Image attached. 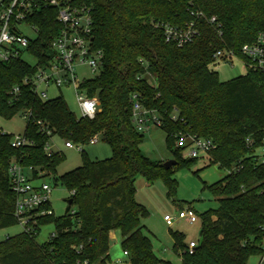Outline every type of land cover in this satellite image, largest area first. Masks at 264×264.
<instances>
[{
  "label": "trees",
  "instance_id": "obj_1",
  "mask_svg": "<svg viewBox=\"0 0 264 264\" xmlns=\"http://www.w3.org/2000/svg\"><path fill=\"white\" fill-rule=\"evenodd\" d=\"M74 7L90 10L93 46L103 54L100 74L79 85L100 110L94 119L78 118L62 96L43 100L25 80L36 66L24 60L0 64V119L23 114L24 137L29 145L13 148L12 134L0 133V230L18 225L14 215L16 194L9 168L18 161L33 180L47 173L57 181L60 153L49 156L45 147L53 137L87 145L97 136L112 150V157L92 161L85 154L81 167L60 177L73 199L71 211L56 219L40 217L31 232L0 239V264H111L110 234L119 233L130 264H173L160 260L143 224L148 210L136 200V181L161 180L167 197L177 204V170L190 169L201 158L207 167L227 172L205 188L219 208L200 215V240L193 255L181 264H248L260 257L264 245V165L257 149L264 145V74H247L226 82L210 69L213 54L228 48L238 52L264 34V0H71ZM202 12L205 17L197 19ZM54 9L33 18L39 37L27 52L43 64L52 41L61 32ZM217 17L221 33L209 23ZM197 22L199 36L183 48L165 42L157 25L184 27ZM17 89V92L15 91ZM138 102L156 114L166 134V145L177 164L146 157L144 134L133 121ZM212 141L215 149L196 159L183 157L176 147L181 137ZM250 139L253 147H248ZM198 172H196L197 174ZM45 209L53 211L51 204ZM182 209V208H181ZM54 225L44 244L37 242L42 227ZM176 254L186 249L185 235L171 232ZM264 264V263H263Z\"/></svg>",
  "mask_w": 264,
  "mask_h": 264
},
{
  "label": "built area",
  "instance_id": "obj_2",
  "mask_svg": "<svg viewBox=\"0 0 264 264\" xmlns=\"http://www.w3.org/2000/svg\"><path fill=\"white\" fill-rule=\"evenodd\" d=\"M54 9L58 12L57 20L62 29L59 35L52 41L49 58L39 65V61L28 54L32 41L39 37L37 26L31 22V18L37 13ZM197 19L205 17L202 12L196 14ZM212 25L220 34L221 25L217 17L209 19ZM164 34L165 42L174 44L178 48H183L196 41L200 32L197 22H191L184 27L169 24L157 25ZM26 30L35 33V38L27 35ZM25 55L34 59L36 73L25 80L31 85L33 92L43 100H48V91L51 87L61 89L73 86L76 91L78 104L82 118L94 119L100 110V102L97 98H90L85 92L79 89L78 76L75 73L76 65H87L93 73L101 72L103 68V54L93 46V22L90 10L83 7H74L71 0H0V64L9 63L14 60H23ZM213 64L228 63L233 67L235 59L240 60L247 67L264 74V34H260L257 39L250 44L244 45L238 52L231 49H220L213 54ZM17 92V89L15 90ZM137 102L133 106V121L138 132L146 134L152 126L159 127L161 122L156 114L143 108L138 102L137 95H134ZM0 133L6 135L0 127ZM99 142L97 136L91 138L89 145ZM248 147H253L250 139L246 140ZM29 145V141L24 135H13L11 146L21 148ZM82 144L65 142V147L83 152ZM176 147H183L184 157L196 159L209 155L215 149V145L210 140L195 136L181 137L176 142ZM49 156L54 152L50 148V143L45 147ZM258 163L264 165V145L257 149ZM31 169L28 171L22 165L12 160L9 168V178L13 192L16 194L15 217L24 232H31L37 225L40 217L52 216L53 211L45 209L50 203L52 187L44 180L35 182L31 176ZM164 220L168 225L175 222L184 221L187 224H195L198 221L196 213L191 209H180L175 216L165 215ZM197 247V242L191 241L186 249L178 254L180 261L184 254L193 255ZM125 256H129L124 252ZM264 263L263 254L260 256V263Z\"/></svg>",
  "mask_w": 264,
  "mask_h": 264
},
{
  "label": "rangeland",
  "instance_id": "obj_3",
  "mask_svg": "<svg viewBox=\"0 0 264 264\" xmlns=\"http://www.w3.org/2000/svg\"><path fill=\"white\" fill-rule=\"evenodd\" d=\"M26 32L29 37L35 38L34 32L31 30H26ZM23 60L31 65L35 64L34 59L28 55H25ZM210 69L216 72L219 79L223 82L247 74V67L242 61L237 59L233 61V67L228 63L220 62L217 65H212ZM75 73L78 76L79 84L92 80L99 75V73H93L87 65H76ZM48 95L49 99L62 96L70 110L78 118H81L82 114L73 86L61 89L51 87ZM26 124L27 121L23 114L17 115L12 120L0 119L2 130L15 136L24 134ZM144 135L141 150L146 157L162 163L173 159V154L168 150L166 145V134L162 129L152 126ZM50 148L54 153H60L63 158L60 166L57 168V181H54L56 177L51 173H47L44 178V181L52 187L50 203L54 216L58 219L65 215L67 200L70 197V192L59 181L60 177L81 167L84 154L92 161H102L112 157V150L107 143L99 140L95 145H84L83 152L81 153L76 149L66 148L65 140L59 137L51 139ZM208 164L209 161L204 157L194 163L190 169L182 168L177 170L175 175L178 181L177 204H174L167 197V187L163 181L159 180L150 187L147 186V182L143 177H139L136 181V199L148 210V216L143 221L146 227L145 233L151 239L154 251L160 260L170 261L173 264H181L178 254L173 250L174 242L171 232L183 233L187 244L191 241L198 242L200 240V215L209 210L219 208L218 200L205 188V184L212 185L218 182L226 176L227 172L220 169L218 165L207 167ZM196 172L198 173L196 174ZM181 208H191L196 213L198 221L192 225L184 221L168 225L164 220L165 215L175 216ZM54 230L55 228L52 224L42 227L37 237V242L39 244L46 243ZM22 231L23 229L19 224L0 230V239L5 240L8 237L20 234ZM117 235L116 243L110 246L111 264H130L129 258L124 254L119 233ZM259 263L260 257L258 256L251 257L248 261V264Z\"/></svg>",
  "mask_w": 264,
  "mask_h": 264
},
{
  "label": "water",
  "instance_id": "obj_4",
  "mask_svg": "<svg viewBox=\"0 0 264 264\" xmlns=\"http://www.w3.org/2000/svg\"><path fill=\"white\" fill-rule=\"evenodd\" d=\"M176 164H177V161L172 159V160L167 161L166 163H164V167L166 169H170L173 166H175ZM72 205H73V199H68L67 200V208H66L65 214H67V213H69L71 211ZM109 245L110 246L113 245V241L111 239L109 241Z\"/></svg>",
  "mask_w": 264,
  "mask_h": 264
},
{
  "label": "crops",
  "instance_id": "obj_5",
  "mask_svg": "<svg viewBox=\"0 0 264 264\" xmlns=\"http://www.w3.org/2000/svg\"><path fill=\"white\" fill-rule=\"evenodd\" d=\"M44 180V179H43ZM138 180V179H137ZM40 182L38 181V183H36V184H39ZM147 186H151V185H149V184H147ZM137 194V193H136ZM137 200V199H136ZM140 203V202H139ZM117 237H118V235H117V232H111V234H110V238L112 239V241H113V239H114V242H113V244H115L116 243V241H117ZM187 244V243H186Z\"/></svg>",
  "mask_w": 264,
  "mask_h": 264
}]
</instances>
